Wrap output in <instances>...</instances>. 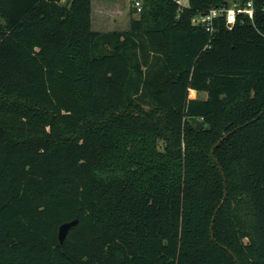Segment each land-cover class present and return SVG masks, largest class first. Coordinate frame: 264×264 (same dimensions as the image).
I'll return each instance as SVG.
<instances>
[{
	"label": "trees",
	"instance_id": "trees-1",
	"mask_svg": "<svg viewBox=\"0 0 264 264\" xmlns=\"http://www.w3.org/2000/svg\"><path fill=\"white\" fill-rule=\"evenodd\" d=\"M252 4L208 31L226 0H142L96 31L91 0H0V264H264Z\"/></svg>",
	"mask_w": 264,
	"mask_h": 264
},
{
	"label": "rangeland",
	"instance_id": "rangeland-1",
	"mask_svg": "<svg viewBox=\"0 0 264 264\" xmlns=\"http://www.w3.org/2000/svg\"><path fill=\"white\" fill-rule=\"evenodd\" d=\"M228 7L237 5V0H226ZM92 29L96 31L126 30L129 28L130 19L137 15L133 11L132 0H91ZM203 95L206 96L205 93ZM190 97H196L189 90Z\"/></svg>",
	"mask_w": 264,
	"mask_h": 264
},
{
	"label": "built area",
	"instance_id": "built-area-1",
	"mask_svg": "<svg viewBox=\"0 0 264 264\" xmlns=\"http://www.w3.org/2000/svg\"><path fill=\"white\" fill-rule=\"evenodd\" d=\"M180 5H187L188 0H176ZM132 6L136 9L137 12L141 11L142 8V0H132ZM239 12H244L252 17L253 15V4L252 0H248L243 7L238 5H234L232 7H225V6H215L205 12V15L202 13L200 15L194 16L192 18V22L197 25H202L205 27L206 30L212 31V22L213 19L218 14H224L226 25L228 27H232L235 22V16ZM204 13V12H203Z\"/></svg>",
	"mask_w": 264,
	"mask_h": 264
},
{
	"label": "water",
	"instance_id": "water-1",
	"mask_svg": "<svg viewBox=\"0 0 264 264\" xmlns=\"http://www.w3.org/2000/svg\"><path fill=\"white\" fill-rule=\"evenodd\" d=\"M203 15H205V12L204 13H202ZM226 137V135L224 136V137H222L216 144H215V146H217L219 143H220V141H222L224 138ZM212 153H213V150H212ZM215 162L216 163H218V161L215 159ZM221 169V168H220ZM225 196H226V193H225ZM215 214H216V211L214 212V215H213V217H212V223H211V230H212V227H213V220H214V218H215ZM78 222V219H73V220H70V221H65V222H63V223H61L60 225H59V227H58V238H59V241L60 242H62L64 239H65V237H66V235H67V233H68V231H69V229L72 227V226H74L76 223ZM211 237H213V233H212V231H211ZM232 255H233V253L231 252V251H229ZM234 258L236 259V257L234 256Z\"/></svg>",
	"mask_w": 264,
	"mask_h": 264
},
{
	"label": "crops",
	"instance_id": "crops-1",
	"mask_svg": "<svg viewBox=\"0 0 264 264\" xmlns=\"http://www.w3.org/2000/svg\"><path fill=\"white\" fill-rule=\"evenodd\" d=\"M92 12V11H91ZM92 24V23H91ZM109 31V30H108ZM190 91H193L194 92V94L196 95V96H199V97H205V95H203V93H205V92H197L196 90H194V89H190Z\"/></svg>",
	"mask_w": 264,
	"mask_h": 264
}]
</instances>
